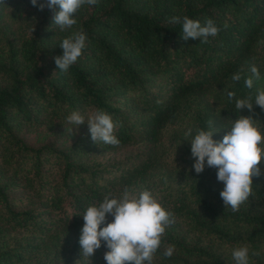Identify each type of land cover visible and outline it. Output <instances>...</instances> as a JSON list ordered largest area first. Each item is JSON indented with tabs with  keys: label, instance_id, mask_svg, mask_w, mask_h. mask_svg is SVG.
I'll use <instances>...</instances> for the list:
<instances>
[{
	"label": "trees",
	"instance_id": "trees-1",
	"mask_svg": "<svg viewBox=\"0 0 264 264\" xmlns=\"http://www.w3.org/2000/svg\"><path fill=\"white\" fill-rule=\"evenodd\" d=\"M0 8V264H82V215L125 188L152 192L173 223L166 226L152 264H235L234 248L247 246L249 264H264V174L252 178V195L233 213L219 193L216 169L195 173L188 128L220 130L252 116L264 138V112L237 110L244 80L255 65L264 76V0H98L60 31L54 13L30 0ZM187 16L219 32L207 43L181 38ZM34 30L31 32V28ZM81 56L57 69L60 42L80 29ZM241 74L239 81L232 76ZM159 83H152L155 78ZM122 101L120 106L114 101ZM112 117L118 146L91 135L64 147L28 145L21 129L50 131L78 111ZM85 124V123H84ZM187 139V140H186ZM135 147L125 157L123 149ZM264 148V145H261ZM261 170L264 173V156ZM113 218L108 216V222ZM105 225H101L103 227ZM174 246L171 257H164ZM101 242L91 264H106ZM258 255H252V253Z\"/></svg>",
	"mask_w": 264,
	"mask_h": 264
},
{
	"label": "clouds",
	"instance_id": "clouds-1",
	"mask_svg": "<svg viewBox=\"0 0 264 264\" xmlns=\"http://www.w3.org/2000/svg\"><path fill=\"white\" fill-rule=\"evenodd\" d=\"M98 0H30L32 6L43 11L51 10L53 24L60 31L71 29L77 24L75 14L84 5H95ZM0 8H9L6 0H0ZM10 9V8H9ZM169 23L182 26L181 38L187 41L199 39L207 43L208 37H215L219 32L213 19H206L202 26L198 20L187 16H173ZM34 30L33 26L31 32ZM87 36L81 28L60 42L62 55L53 57L57 69L67 72L81 56L86 46ZM251 75L245 78L244 84L249 89L246 98H235L234 92H228L229 101L235 99V108L239 111L247 109L253 112V106H259L264 112V90L257 89L253 97L251 90L254 82L259 80L260 73L255 65L250 67ZM241 74L232 76L233 81H239ZM252 116H240L232 122L222 139L214 140L213 134L219 132L212 128L209 121V130L188 128L184 136L191 144V157L194 158L192 168L200 174L205 167L216 169V179L223 183L219 193L225 209L235 213L240 206L248 201L252 195V178L262 174L261 161L264 156V138ZM67 124L71 125L67 131L72 133L74 127L87 123L91 139L94 143H104L118 146L120 140L114 135L115 124L112 117L103 110L97 109L87 117V120L78 111H73L66 117ZM108 216L113 219L108 222ZM83 226L80 230L79 245L82 264H91V257L101 247V242L108 249L103 259L106 264H152L154 253L161 245V237L166 226L173 223L172 213L166 211L154 198L149 190L136 194L125 188L119 197L106 195L98 205L89 206L84 214ZM101 225H105L100 227ZM174 246H168L164 257H171ZM232 258L235 264H249V249L247 246L234 248ZM252 255H258L253 252Z\"/></svg>",
	"mask_w": 264,
	"mask_h": 264
},
{
	"label": "rangeland",
	"instance_id": "rangeland-1",
	"mask_svg": "<svg viewBox=\"0 0 264 264\" xmlns=\"http://www.w3.org/2000/svg\"><path fill=\"white\" fill-rule=\"evenodd\" d=\"M6 22H7L6 19L4 20L0 19V29H5L4 25L6 24ZM260 77L261 78L259 80L254 82V87L251 90L253 97L255 96L257 89L264 90V76H260ZM244 80L242 81L244 82ZM160 81L161 80L158 77V78H155L152 81V83H159ZM241 91L247 96L250 90L247 89L244 84V87L242 88ZM114 105L120 106L121 108L124 107L122 105L121 100L120 102L114 101ZM90 114L91 112H88V115ZM69 127H72V126L67 124V122L65 121L62 123L61 126L54 127L50 131H44L43 128H39L35 130L32 128L28 130L26 128H23L20 130L19 135L24 139V141L28 145H31L33 147H36L42 144H52L53 146L59 148V147H64L68 145L70 142L74 141L75 139L79 137H85V136H88V134H90L87 123L82 124L78 127H74L71 134H69V132L67 131ZM134 149L135 147L125 148L122 150V152L118 154V156L123 158L127 156L128 154L132 153Z\"/></svg>",
	"mask_w": 264,
	"mask_h": 264
}]
</instances>
